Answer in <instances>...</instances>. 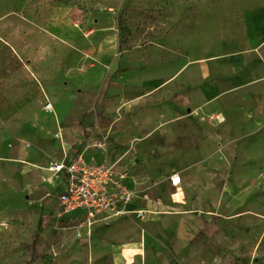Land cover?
<instances>
[{"label":"rangeland","instance_id":"obj_1","mask_svg":"<svg viewBox=\"0 0 264 264\" xmlns=\"http://www.w3.org/2000/svg\"><path fill=\"white\" fill-rule=\"evenodd\" d=\"M262 3L0 0V264H264V101L160 112L161 95L141 84L171 71L175 51L185 69L184 39L203 13ZM67 19L79 48L49 33ZM109 27L117 48L96 52ZM65 70L84 94L68 103L55 87ZM33 83L46 94L19 103ZM77 155L122 173L144 217L87 227L59 216L44 169Z\"/></svg>","mask_w":264,"mask_h":264},{"label":"crops","instance_id":"obj_2","mask_svg":"<svg viewBox=\"0 0 264 264\" xmlns=\"http://www.w3.org/2000/svg\"><path fill=\"white\" fill-rule=\"evenodd\" d=\"M200 17L192 25L189 35H186L184 39L183 57L187 60L185 69L177 71L178 58H176L177 52L175 51L174 56H171V53L169 56L171 60L168 65L176 64L171 71L156 75L152 79L141 80L142 86L151 85L156 88V94L161 95L162 104L157 109L160 112L166 110L170 112L171 104H180L181 101L210 110L215 109V104L264 101V3L244 7L240 10L214 13L211 16H206L203 13ZM73 22L74 20L68 21L67 19L62 23L50 26L49 33L66 42L67 46L79 48L83 39H79L78 28L70 26ZM77 23L80 24L78 21ZM84 24L85 22H82V25ZM69 26L71 30H69ZM67 28L68 33L63 32ZM96 29L97 27L93 26L91 31L94 32L93 30ZM105 31V37L94 42L96 52L102 48L105 52H112L117 48L113 31L110 27ZM94 34L93 36H95ZM125 67L122 65L123 69ZM70 74L66 70L59 73L57 76L60 83L55 85L61 100L66 103L84 95L74 90L79 87L77 83H81V81L76 83L70 80ZM95 76L97 75L93 72L90 79ZM128 80L129 77H124L123 88ZM93 81L86 83V86L91 87ZM42 91L43 88L39 87V83L31 85L27 92L21 96L19 103L22 101L23 104H26L29 99L38 97ZM43 92L45 93V91ZM162 96H171V101L163 102ZM41 109L46 111L43 106ZM20 148L17 147V150L22 151ZM30 166H35L34 170L37 171L44 168L43 165L33 163ZM44 170L50 177L51 173L47 168ZM40 177L39 175L36 178L38 180L35 184L36 188H41L43 185ZM49 177H46L48 183ZM61 182V178H57L53 179V183H49L53 186L51 190L53 193L58 189L55 186L57 184L59 186L62 184ZM54 202L53 197L52 203ZM133 207L135 205L131 203L130 208Z\"/></svg>","mask_w":264,"mask_h":264},{"label":"built area","instance_id":"obj_3","mask_svg":"<svg viewBox=\"0 0 264 264\" xmlns=\"http://www.w3.org/2000/svg\"><path fill=\"white\" fill-rule=\"evenodd\" d=\"M42 106L47 112L53 111L49 101ZM46 168L51 173L49 183L57 178L62 181L55 186L58 189L53 195L59 216L76 217L87 227L102 221H116L131 214L139 219L144 217V210L130 208L135 192L124 181L122 173H114L112 166L88 162L82 155H77L51 162ZM170 182L177 185L180 175L174 173Z\"/></svg>","mask_w":264,"mask_h":264},{"label":"trees","instance_id":"obj_4","mask_svg":"<svg viewBox=\"0 0 264 264\" xmlns=\"http://www.w3.org/2000/svg\"><path fill=\"white\" fill-rule=\"evenodd\" d=\"M40 220H41V217H39V219H38V224H37V228H40L41 227V222H40ZM36 240H37V235H35L34 236V239H33V242H32V245L34 246L35 244H36Z\"/></svg>","mask_w":264,"mask_h":264},{"label":"bare ground","instance_id":"obj_5","mask_svg":"<svg viewBox=\"0 0 264 264\" xmlns=\"http://www.w3.org/2000/svg\"><path fill=\"white\" fill-rule=\"evenodd\" d=\"M176 189H177V191H178L177 193H179V192H180V190H181L179 187H177Z\"/></svg>","mask_w":264,"mask_h":264}]
</instances>
